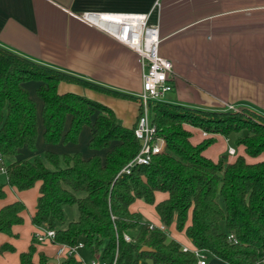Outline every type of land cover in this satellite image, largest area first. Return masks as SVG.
<instances>
[{"label":"trees","instance_id":"trees-1","mask_svg":"<svg viewBox=\"0 0 264 264\" xmlns=\"http://www.w3.org/2000/svg\"><path fill=\"white\" fill-rule=\"evenodd\" d=\"M37 82L35 101L23 86ZM67 83L119 99L136 101L123 92L110 90L75 75L55 70L15 54L0 46V168L6 185L26 191L39 183L33 226L55 231L54 242L75 246L79 242L91 256L110 260L117 254L118 264H197L191 251L157 228L150 230L130 206L137 200L150 205L166 229L174 223L184 232L194 249L202 250L225 264H264V160L247 163L237 155L224 165L203 152L215 143V135L237 138L246 156H264V116L247 109L203 111L168 102L148 104L157 135L165 149L148 165L136 166L129 174H119L136 155L139 144L132 128L123 127L112 109L72 92L58 93ZM38 116L47 144L77 143L84 126L91 129L88 148L103 151L83 159L80 153L56 155L45 152L31 161L4 159L19 150L35 149ZM68 128L66 130L67 121ZM198 129L210 135L191 142ZM234 156V155H233ZM48 163L52 169H49ZM167 194L156 202L155 193ZM5 197L0 185V199ZM75 205L78 218L64 227L63 208ZM25 206L20 201L0 209V234L14 236L12 227L23 224ZM232 234L234 240L229 241ZM124 235L131 242L124 240ZM142 247L151 252L141 251ZM12 245L0 244V254L14 252ZM34 238L27 251L19 254V264H47L44 255L33 262ZM62 264H80L68 258ZM211 264V263H206Z\"/></svg>","mask_w":264,"mask_h":264},{"label":"crops","instance_id":"crops-1","mask_svg":"<svg viewBox=\"0 0 264 264\" xmlns=\"http://www.w3.org/2000/svg\"><path fill=\"white\" fill-rule=\"evenodd\" d=\"M155 2L159 3V8L152 21L159 24L160 54L172 64V90L164 101L213 112L225 111L226 106L231 105L235 111L247 109L264 116V0H0V46L41 65L136 97L141 92L142 73L136 54L72 15L88 10L147 13ZM26 84L27 87L31 85L29 95L38 101L36 106L40 111L41 102L35 96L39 83ZM57 90L59 94L72 92L98 103H107L125 128L130 129L136 123L138 100L118 101L111 99L112 96L64 82ZM127 102L133 104H125ZM37 119L35 147L39 152L79 153L72 145L74 143H45L41 119L39 116ZM68 124L69 119L66 130ZM84 127L88 130V144L91 129ZM187 129L192 132L193 144L210 137L198 129ZM213 137L214 144L219 139L221 146L214 147L213 144L203 155L217 162L227 155V148L233 146L228 145L229 140L224 136ZM233 148L247 163L264 160L263 155L257 158L246 156L242 146ZM26 149H20L14 160H33L34 153ZM95 154L81 155L83 159H89ZM235 156H227L224 165L234 161ZM39 185L36 183L29 190L17 191L6 185L5 178V197L0 199V209L20 201L25 210L21 214L23 224L12 227L14 236L0 234V244L8 243L15 249L12 253L0 254V264H19V254L27 251L39 230L30 223ZM166 197L167 194L155 193L156 202ZM139 201L130 206L131 212H136L134 205ZM139 209L146 221L150 219L149 224L161 225L155 210L154 216H149L147 208ZM166 234L181 247L189 251L194 249L184 232L176 231L174 223L166 229ZM34 247L32 260L35 263L41 254L47 264H62L67 260L56 256L57 246L51 242H34ZM83 252L87 253L81 249L73 258L89 261L91 255L87 257Z\"/></svg>","mask_w":264,"mask_h":264},{"label":"built area","instance_id":"built-area-1","mask_svg":"<svg viewBox=\"0 0 264 264\" xmlns=\"http://www.w3.org/2000/svg\"><path fill=\"white\" fill-rule=\"evenodd\" d=\"M159 3L155 2L147 13H125V12H101L96 10L83 11L80 14L72 15L79 22L100 31L115 42L125 46L136 54L137 62L140 64L141 92L136 95L139 103V113L134 125L133 133L138 141L139 149L136 155L122 168L119 174H129L136 166L148 165L152 158L165 149V140L157 135L156 127L152 123L148 104L150 102H165L164 95L172 90L171 62L162 57L159 53L160 34L158 22L152 18L158 11ZM157 17V15H155ZM227 112H234V106H226ZM228 156L235 155V148L228 147ZM4 174V168H0ZM39 230L34 235L35 243L51 242L57 247L56 256L59 258L76 257L78 251L84 249L82 243L75 246L54 242L55 231L45 226L37 227ZM150 230L157 228L166 232L164 225L155 226L148 224ZM229 241H236L232 234H229ZM126 242H131L128 235H124ZM182 251H189L181 247ZM197 258V264H206L205 252L193 249ZM80 264H118L117 254L110 260L102 259L99 255L92 256L89 261H79Z\"/></svg>","mask_w":264,"mask_h":264},{"label":"rangeland","instance_id":"rangeland-1","mask_svg":"<svg viewBox=\"0 0 264 264\" xmlns=\"http://www.w3.org/2000/svg\"><path fill=\"white\" fill-rule=\"evenodd\" d=\"M159 53H160V50H159ZM161 55V54H160ZM29 83V82H28ZM24 86V85H23ZM27 90H29L28 88H32L31 87V85H29V87H27V84L25 83V86H24ZM168 96H169V93H167V94H165V96H164V99H168ZM110 98V97H109ZM87 99H89V98H87ZM111 99H115V100H118V101H126L125 99H119V98H116V97H112ZM92 100V99H91ZM93 101V100H92ZM127 101H130V102H132L131 100H127ZM36 102V104L38 103V101H35ZM97 102V101H96ZM130 102H127V103H125V104H128V103H130ZM100 104H102V105H104V106H107V107H109L110 109H112L107 103H100ZM130 104H133V103H130ZM129 105V104H128ZM115 109V108H114ZM113 110V109H112ZM114 112V111H113ZM37 113H39V111L37 110ZM40 131V130H39ZM87 137H89L88 136V130L85 128V127H83L82 128V130H81V133H80V140H78L77 141V143H75V144H72V145H74V146H76L75 148H77V150L79 151V153H81L82 155H83V157H87L88 155H90V153H96V154H98V155H101V153L103 152V151H92V150H90L89 148H88V145H87ZM87 138V139H86ZM236 136L234 135V134H231L229 137H228V140H229V143H228V145H230V146H233V147H236V143H235V140H236ZM58 144V143H57ZM53 145H55V144H53ZM215 146H221L220 145V142H219V139H217V141H216V144H214V147ZM214 147H212V149L214 148ZM27 150V149H26ZM211 150V149H210ZM29 152H33L34 153V157H36V156H42L43 155V153H41V152H39V150H38V147H35V149L34 150H32V151H30L29 150ZM4 164L5 165H7V164H9V163H11V162H13V161H15L14 160V157H7V158H5L4 160ZM46 164V166L49 168V169H52V167L48 164V163H45ZM3 184H5V176L0 172V185H3ZM139 207H141V208H143V207H145V208H147V211H148V215L149 216H154V215H152V214H154V209H153V207H151V206H149V205H147L146 203H144L143 201H139L136 205H134V208H135V210H136V212H138L140 215H141V217H144V215H143V213L141 212V210L139 209ZM150 212V213H149ZM78 218V210H77V207L75 206V205H71V206H65L64 208H63V223H61V224H59V227H64V226H66L69 222H72V221H74V220H76ZM147 221H150V219L148 218L147 219ZM167 234H168V232H167ZM26 238H27V236H26ZM20 249H22V248H20ZM83 253H85V252H83ZM88 253H85V256H87L88 257ZM16 255H14V257H15ZM90 256V255H89ZM91 258H92V256H91ZM206 261H207V263H211V264H225V263H223V262H220V261H218V260H216L214 257H212V256H210V255H206Z\"/></svg>","mask_w":264,"mask_h":264},{"label":"water","instance_id":"water-1","mask_svg":"<svg viewBox=\"0 0 264 264\" xmlns=\"http://www.w3.org/2000/svg\"><path fill=\"white\" fill-rule=\"evenodd\" d=\"M138 106H139V103H138ZM236 111H240V110H236ZM141 251H143V252H151L152 250L150 248H147V247H142Z\"/></svg>","mask_w":264,"mask_h":264}]
</instances>
